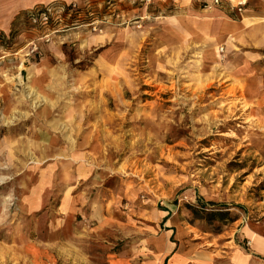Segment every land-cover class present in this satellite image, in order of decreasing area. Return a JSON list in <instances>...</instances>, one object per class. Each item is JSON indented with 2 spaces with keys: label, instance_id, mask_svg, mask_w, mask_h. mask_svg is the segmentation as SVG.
Segmentation results:
<instances>
[{
  "label": "rangeland",
  "instance_id": "rangeland-1",
  "mask_svg": "<svg viewBox=\"0 0 264 264\" xmlns=\"http://www.w3.org/2000/svg\"><path fill=\"white\" fill-rule=\"evenodd\" d=\"M150 5L40 8L1 40L0 264L141 263L158 244L190 264L264 227V59L238 79L210 43L137 23Z\"/></svg>",
  "mask_w": 264,
  "mask_h": 264
},
{
  "label": "crops",
  "instance_id": "crops-1",
  "mask_svg": "<svg viewBox=\"0 0 264 264\" xmlns=\"http://www.w3.org/2000/svg\"><path fill=\"white\" fill-rule=\"evenodd\" d=\"M108 0H0V42L8 36L12 25L30 11L44 8V12L57 7L70 5L105 4ZM131 6L137 0H110ZM211 0H153L149 9L141 10L144 19L137 23L153 20L162 22L163 31L174 35L177 41H196L210 43V52L220 50L228 61L236 63L237 78L244 81L252 79L257 64L264 59V0H246L241 14L229 9L226 3L220 8L205 10L203 5ZM231 3L236 0H230ZM63 10V9H62ZM43 12V13H44ZM130 13H135V10ZM134 17V16H133ZM152 19H149V18ZM137 18V17H134ZM146 24V23H145ZM37 48H35L36 50ZM7 54L0 46V89L6 83ZM263 66V65H262ZM247 74L242 73V69ZM235 71V73H236ZM260 82L264 83V69L261 70ZM240 74L242 76H240ZM256 80L259 81L257 77ZM264 226V225H263ZM252 235L259 237L252 240ZM239 240L247 239L250 248H242L241 242L233 250H224L218 259H198L190 264H264V227H248L240 234ZM159 245V252L143 255L141 263L131 258L116 259L113 264H188L189 255L180 247ZM174 251V252H173ZM174 253V254H173ZM172 255V257L167 258Z\"/></svg>",
  "mask_w": 264,
  "mask_h": 264
},
{
  "label": "built area",
  "instance_id": "built-area-1",
  "mask_svg": "<svg viewBox=\"0 0 264 264\" xmlns=\"http://www.w3.org/2000/svg\"><path fill=\"white\" fill-rule=\"evenodd\" d=\"M139 1L142 4L147 6V5L152 4L153 0H139ZM224 3H226L228 5L230 10H232L233 12H235L237 14H241L244 11V8L247 4L246 0H236V1H233L232 3L230 0H211L209 3H205L203 5V8L205 10L210 11V10H213L214 8L222 7ZM69 7L70 8H76L75 5H70ZM48 12H50V10L48 11V9H47L44 13H42V18L44 20L47 19V16L45 13H48Z\"/></svg>",
  "mask_w": 264,
  "mask_h": 264
},
{
  "label": "bare ground",
  "instance_id": "bare-ground-1",
  "mask_svg": "<svg viewBox=\"0 0 264 264\" xmlns=\"http://www.w3.org/2000/svg\"><path fill=\"white\" fill-rule=\"evenodd\" d=\"M30 90H32V89H30ZM33 91V90H32ZM30 94H32V93H30ZM29 94V95H30ZM27 149V148H26ZM29 149L32 151V152H34V150L36 149V147H33V146H29ZM259 237H257L256 235H252V240L253 241H256L257 239H258Z\"/></svg>",
  "mask_w": 264,
  "mask_h": 264
}]
</instances>
